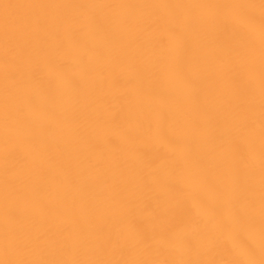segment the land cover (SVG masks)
Masks as SVG:
<instances>
[{"label":"bare ground","instance_id":"1","mask_svg":"<svg viewBox=\"0 0 264 264\" xmlns=\"http://www.w3.org/2000/svg\"><path fill=\"white\" fill-rule=\"evenodd\" d=\"M0 264H264V0H0Z\"/></svg>","mask_w":264,"mask_h":264}]
</instances>
